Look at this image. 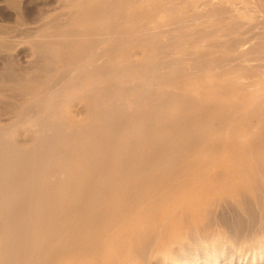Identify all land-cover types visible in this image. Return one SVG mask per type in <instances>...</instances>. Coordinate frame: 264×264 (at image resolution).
Instances as JSON below:
<instances>
[{
  "label": "bare ground",
  "instance_id": "1",
  "mask_svg": "<svg viewBox=\"0 0 264 264\" xmlns=\"http://www.w3.org/2000/svg\"><path fill=\"white\" fill-rule=\"evenodd\" d=\"M17 1L16 7L18 6ZM198 1L200 0H197V2ZM257 1L253 3V10L254 6L257 4ZM66 2L67 1H64V3ZM68 2V4L71 6V9L70 6L68 7L71 12H69L70 18L68 17V15H66L65 17L66 19L68 17V23L67 21H64L65 23H67V26L62 27L60 26V24L62 23H60L58 25L60 27L59 29L54 30V28L51 27L53 29L52 31L45 32L44 34L35 37L32 36L31 39L33 41L29 38L30 40H26L25 42L29 44V41H32L30 44L35 49V54L37 53L36 55L40 59L49 62L50 66H48L46 69H44L45 71H43L45 72V74L43 75L45 79L39 80L35 78V83L27 85L28 87H24V89L23 87H21L22 83L19 79L15 80V85L14 83H11V87H9L8 84H6L8 88L6 85V88L2 86V93L5 96L4 98H2V100H5L6 97L14 99L12 101L10 100L12 102L10 105L14 110H16V112L21 111L25 104H28L29 106L27 107L28 109L26 110L25 114H22L20 117L18 116L15 123H0V264H107L112 258H115V255L117 256L118 249L120 248L122 243H130L132 242V240L136 241L135 239H137V244H134L133 242V247L134 245H137L138 247L140 246L139 248H142L141 246L143 242L141 243V245H139L138 240L141 238L140 235L146 236V233H148L146 232L148 230L146 228L149 226V223H151V221L154 222L159 219V222L162 223L161 225H163L164 223H167L172 219L175 220L174 216L176 215L178 217L182 215L185 216V213H189V215H192L195 212L198 215V212H200L198 210L200 208L206 207L214 199L233 191L235 185L237 186L238 183H240L238 182V180L240 181L241 179L239 176L243 174L244 170L246 171L247 169V163L243 164L242 167H240L238 165L239 163L236 164L232 161L229 165V168L231 169L230 172L217 171L218 173H216V176L211 177V173L208 176L206 174L207 172L205 171L207 170V168H209L210 163L214 164L215 160H217L216 156L213 155L210 158L208 157V160L206 159L207 162L204 163L203 161L205 160V158L202 163L201 161L199 163H188L189 159H187V161L185 160L186 162L181 160V157L179 158L178 155H176V153L178 152L170 151V147L168 148L167 144L164 143L163 140L158 141V139H155L151 133V127H149L147 124L142 126L140 124V128L137 129L138 131H134L131 129L132 121L135 118L130 116V112H134V110H136V108L139 106L135 100L133 101L131 99L125 98L124 89L131 87L130 85H132L134 82L139 83L140 81L138 82L137 78L140 75H138V73H135V75L133 76L130 75L129 72H131L132 69L149 68L146 66L148 65L146 64V60L149 58L151 59L150 54L152 53L149 52L161 54L162 58L166 57L169 53H171V55L177 53L176 51L172 50L173 48L168 49L171 46H166L168 43L171 45L173 41L172 40L171 43L168 42L169 40L167 37L166 38L168 41L167 44L165 43L166 45L164 47V42H162V39L165 40V37L163 36V38L162 35L164 34L163 32H165V25H168L169 22L167 24L166 22H164L165 20L162 21V19L170 15V13L173 12L175 8H177L176 6L178 5L179 1L72 0V4H70V1ZM189 2H191V0H189ZM200 2L201 5L209 6L217 3L218 7L223 6L224 9L228 10L231 13V16L233 18L232 21H237V19H235L233 15H236L237 12V14H239L241 10H244V6H246L244 4H249L248 2H243L244 6L242 5L241 7V5L239 4L240 0H236L237 3H234L232 0H201ZM234 4L235 6L240 5V8L244 9L239 10L240 8L237 7L238 11H235L233 9ZM13 5H9V7H15V5ZM64 5L68 6L67 4ZM20 6L21 5H19L18 7ZM146 7L148 8L146 9ZM179 9L181 10V8ZM247 9H249V7H247ZM65 10H67V8ZM64 11L63 13L65 15L66 12ZM188 11L185 13L186 15ZM211 11L214 10L211 9ZM255 11H257L256 8ZM202 12L203 10H201L199 13ZM247 12L248 11L246 10V12L244 13L248 14L249 12ZM262 13H260V15H263ZM15 14V16H17V13ZM175 14L176 13H174V15ZM240 14V18L238 20L241 19V21L238 22L241 23L243 22V20L241 17L242 15L240 16ZM190 16V18H192V15ZM159 17L161 18V20H155ZM206 17H204L206 20L211 18L210 14L208 15L209 18ZM214 17L219 16L215 15L211 19L213 20ZM255 17L253 18L255 19ZM194 18L196 17L194 16ZM10 19L11 18H8V20ZM202 19L203 18L198 20L199 24L202 23L201 21H203L204 23L205 19ZM16 20L14 22H16ZM167 20H169V18H167ZM218 20L219 25H223L221 23V19L217 18V21ZM19 21L20 20H18V23ZM261 21L263 23V20ZM153 22H155V24ZM189 22L186 23L188 24ZM246 22H248V20ZM254 22L252 20V22L248 23V25H250L251 27H247L248 29H246L245 27V31L252 30V24H254ZM65 23H63L62 25H64ZM210 23L211 24L209 25L204 23L203 28H209L210 25L214 26L212 22ZM33 24V27L37 26H34ZM177 24L180 25V23ZM196 24L197 23H194L192 25L194 26ZM13 25L14 24H12L11 26ZM170 25L169 26L172 27V29L173 27H175L172 26V24ZM217 26L218 24L216 25V29L211 30L216 31L218 29ZM229 26L231 25H228V28H226L229 29ZM238 26L239 25H237V27L235 28L241 27L242 29L243 25L239 27ZM181 27L182 26L180 25V28ZM195 28V30L193 29L194 32L198 27L195 26ZM223 28L225 29V27ZM233 28L234 26L232 27V29ZM20 29L24 28L20 27ZM185 29L182 30L186 32ZM191 29L192 28H190V30ZM200 29L197 32H199ZM258 29H260V27ZM208 30L210 31V29ZM222 30L223 29L220 28L218 33H220V31ZM172 31L174 32V29L171 31L169 30V32ZM187 31L190 32L188 29ZM206 31L207 30H205V32H203L202 34L190 32L192 33L193 37L191 36L188 38L189 40L186 41V47L192 50V48L197 45L203 46V48L198 50L200 52L202 49H204V46H215V44H211L213 43L211 42V38L213 37V35H215V33L213 34L212 31ZM226 32H223V34ZM233 33L236 34L235 32ZM247 33L248 31H246V34ZM240 34L243 35L245 33L242 34L241 30ZM176 35L177 34H175L174 37H176ZM232 35L233 34H231L230 36ZM241 35L238 34V36ZM226 36H224V38ZM234 36L235 35H233V37ZM11 37H13V35ZM160 37H162V39H159ZM244 37L246 36H243V39L247 41V37ZM6 38V41H10V43L9 45H7V43L3 41V39V43L5 42L7 46L5 45L1 47L2 49L4 48V50H1L2 52H12L10 54L12 55L11 59L14 63L13 60H18L17 58L19 56V52L17 51L23 45V41L18 37H13L14 39L10 38L9 41V37ZM178 39H180V37H178ZM227 40H229V42L231 41L228 38ZM232 42H234V40ZM232 42L228 45L231 46L233 44ZM183 43L185 42L183 41ZM241 43L239 42L238 44L240 45ZM1 44L2 43H0V45ZM174 44L176 45L175 42ZM181 44L179 46H182ZM245 45L247 47V44ZM242 47H244V45ZM216 48L218 49V47L215 46V49ZM239 49L240 47H238V50ZM249 49H251V47ZM170 50L172 51L170 52ZM182 50L184 49L182 48ZM204 50V53H206L207 50ZM229 50H232V48ZM229 50L226 49V51ZM233 50L235 51V49ZM243 50L247 51L248 48ZM245 51L239 53L244 54ZM184 52H182V56ZM208 52L212 51L210 50L207 51V53ZM248 52H252V50L247 51V53ZM229 53H231L232 55L231 51ZM199 54L203 55V51ZM199 54L197 53L196 56ZM241 54H239L238 56L240 57ZM250 54H252V56L254 55V53ZM179 55L176 56H178L179 58ZM213 55H215V53ZM236 56L234 54V57ZM238 56L236 58H238ZM234 57L232 59H234ZM156 58L158 60V57ZM209 58L211 59V57ZM209 58L208 60H210ZM255 58L254 60L257 59ZM5 59L7 58L4 57L3 61ZM3 61L2 63H4ZM6 61L8 62L9 60ZM165 62L166 61L159 63L157 62L158 70H162L167 66L168 63ZM186 62H188V60ZM218 62H216L218 67V64L224 67L225 61L223 64L221 62ZM226 62H229V60ZM176 63L177 62H175V64ZM194 63L195 61L192 65H194ZM196 63L195 65H197ZM231 63L230 65H237V63L239 64L240 62H237L235 64ZM179 64L181 65V63ZM4 66L5 65H3V67ZM244 66L246 69V65ZM251 66L259 67V64L256 66ZM214 67L215 66H213V68ZM9 68L11 69V67ZM27 68L25 67L26 71ZM189 68L192 69L191 66ZM216 68L217 67H215L214 69ZM248 68H250L249 65ZM209 70L212 71V69ZM194 71L196 70H193V72ZM8 72L10 73V70ZM177 72L178 71H176V73ZM180 72L182 71L180 70ZM142 73H144L145 75V72ZM2 76L3 75H0V78ZM145 76L149 77V75L147 74ZM184 77L185 76H180L181 79H183ZM158 78V80H164V78ZM148 79H150V77ZM145 80L147 79H144V81ZM150 82L152 83V80ZM258 83L262 84V82L260 81ZM157 85L158 84H156V86ZM160 85L167 84H162L160 81V84L158 86ZM5 90L8 93L5 94ZM184 90H182V92ZM187 90L188 89H186L185 91ZM10 91L12 92V94L10 93ZM140 98L142 99V97ZM2 100L0 101V106L4 107V105H2V103H4ZM191 102H189L190 105L188 101L186 103L190 107H192L194 103ZM6 104L7 103L5 102V105ZM200 107H202V111L205 105L204 107L203 105H201ZM208 108L209 107L206 106V108L204 109L208 110ZM164 114H166V112ZM164 114H162V117H166V120H168L166 121L168 126V122L171 123V120L173 118H170L169 121V118H167L168 114L166 116H164ZM169 116L171 115L169 114ZM160 119L162 120V118ZM173 122L175 121L173 120ZM163 131L164 129H160L159 133L161 134ZM34 132L36 134V136L32 139V142H34V146L31 149H28L25 147V145L31 141V139H29V134ZM132 140L135 141V143L141 142L146 145L151 144V142H155L153 144L154 148L151 151L150 149L141 150V148H137L135 150L129 149L128 145ZM30 145L28 144V146ZM252 152H254V150ZM139 154H142V156L138 159L137 156H139ZM251 154L252 153L250 150L248 152V155L252 156ZM255 156L256 155H254V157ZM232 157L234 159V156ZM251 159H253V157ZM222 161L224 162V160ZM254 161H256V159H254ZM240 164H242V161ZM247 178L248 177L246 176V179ZM244 179H241V182ZM245 183L246 182H244L243 184L245 185ZM242 186L241 188L243 189ZM124 195L127 197L126 203L130 204L129 206L126 205L127 207L123 206L125 201H121L122 203H120V200L122 197H124ZM135 196V199L131 198L132 200H134L133 203H128V199L130 200V198L128 197ZM122 199L126 200L125 197ZM117 205L119 207H117ZM196 213L194 214V216H197ZM177 216L175 218H177ZM163 227H161L162 229H160L162 230L161 232H163L164 229L167 231L166 227ZM155 228H157V225L155 226ZM168 228H170V226H168ZM154 231L156 230L152 229V232L154 234H158L159 232L158 231L157 233H155ZM147 235L150 237L153 236L151 233ZM165 236L167 237L168 233L165 234ZM164 237H162L161 241L166 240V238L164 239ZM176 238L177 237H175V239ZM149 239H153V237H147V239L145 240L148 241ZM155 240L154 242H156ZM149 241L147 243L144 242V245H147L153 240H151L150 242ZM159 241L157 242L160 243ZM157 242L156 244L160 245ZM130 245L132 246V244ZM133 247L129 248L133 250ZM138 247L137 249L139 251ZM148 247H150V245ZM148 247H145L146 250L144 249V251L148 250V252H150L149 249H147ZM159 247L160 246H157V248ZM162 247H164V245ZM157 248L155 247L154 250ZM135 251L137 252L136 249ZM119 252L121 253V250ZM139 252V254L142 255V251ZM148 252L143 253L147 254ZM130 253L132 254V252ZM162 253H164V251ZM143 255L144 257L146 256L145 254ZM148 256L151 255L149 254ZM116 259H118V257ZM122 259L126 261V258ZM163 263L165 264V262ZM112 264H114V262H112Z\"/></svg>",
  "mask_w": 264,
  "mask_h": 264
},
{
  "label": "rangeland",
  "instance_id": "2",
  "mask_svg": "<svg viewBox=\"0 0 264 264\" xmlns=\"http://www.w3.org/2000/svg\"><path fill=\"white\" fill-rule=\"evenodd\" d=\"M16 1L17 0H14V1H12V0H8V1L7 0H0V41H1L0 43H2L1 44L2 46L0 45V58H2V59H0V68L2 67L0 70V75H3L0 78L1 79L0 80V86H1L0 87L1 88L0 93L3 92L2 86L6 88V86H7L6 84H8V86L11 87L10 84L14 83V85H15V80H17V79H19L21 81V83H22L21 87H23V89H24V87H28L27 85L34 84L36 79H39V80L45 79V77L43 76L45 74V72H43V71H45L44 69H46L50 65H49L48 61L46 62V60L44 61V60L40 59L36 55L37 53L35 54V52H34L35 49L30 44L33 41L31 39V37L42 35L45 32H50L53 30L52 28H54V30L59 29L60 27L58 25L60 23H62V24L65 23L64 21H67V23H68L67 19H68V17L70 18L69 12H71V10H70L71 6L68 4L69 3L68 1H70V4H72L71 3L72 0H62V1L61 0H57V1H55V0H48V1L47 0H43V1L42 0H19V1H17L18 2L17 5L18 6L21 5L20 6L21 8L18 6L16 7ZM64 1H67V2L64 3ZM177 1H179L181 3L178 2V5L176 6L177 8H175L173 10V12L176 14L174 15V13L171 12L170 15H168L162 19V21L165 20L164 22H166L167 24L169 22L168 25H165L166 26V27H164L165 32H163L164 34L162 35V37L163 36L165 37V40L162 39V37L159 38V39H162V42H164V47L167 44L168 40H169L168 42H170V43L173 40L176 43V45L172 41V43L174 45L172 43H171V45L168 43L166 46L167 47L171 46L168 49L173 48L172 50L176 51L177 53L172 54V55H171V53H169L166 57L162 58L161 54L149 52V53H152V54H150L151 59L149 58V59H147L148 61L146 60V64H148L146 66L149 68L132 69L131 72H129L130 75L134 76L135 73L136 74L138 73V75L141 76L140 77L137 75L138 76V78H137L138 82L140 81L139 82L140 86H139V83L134 82L132 85H130L131 87L124 89L125 90V94H124L125 98L131 99L133 101L135 100L139 106L136 108V110H134L135 113L133 111L130 112V110H129L130 116L135 118L132 121V124H131L132 128L131 129L134 131H138L137 129L140 128V124H141V126L147 124L149 127H151V133L155 139H158V141L163 140V142L167 144V147L168 148L170 147L169 148L170 151H175V152L177 151L179 153V154L176 153V155H178L179 158L181 157L180 158L181 160L187 161V159H189L188 163H190V162L191 163H193V162L199 163L200 161L202 163L204 158L206 160L208 157L210 158L213 155L216 156V159H217V160H215L216 163L215 162H214V164L210 163L209 168H207V170L205 171V172H207L206 174L208 176L211 173L212 174V175H210L211 177L216 176L217 175L216 173H218L220 171L221 172H224V171L230 172L231 169L229 168V165L232 161H233V163H236V164L239 163L238 165L240 167H242L243 164L247 163L246 165H247L248 170L247 169H246V171L244 170L243 174H241L239 176L241 179H244V178L245 179L242 180V182H241L240 178H239L240 181L238 180V182H240L242 184L244 182H246V183H245V185L243 184V186H242V184L238 183L239 186L235 185V187H234L235 190L237 188L236 191L233 189V191L227 193L226 195H223L221 197L214 199L206 207L200 208L198 210L200 212L197 211L199 213L198 215L195 212L197 216H194L195 213L192 215L191 214L189 215V213H185L184 214L185 216L182 215L179 217L176 215L177 218H175L176 216H174L175 220L172 219L171 221H169L170 223L167 222V223L163 224L164 227H166L167 231L164 229V231L161 232L162 230H160V229H162L161 227H163V225H161L162 223L159 222V219H157L154 222L151 221V223H149V226L146 228V229H148L146 231V232H148V233H146V236L144 235L145 236L144 237L143 235H140L141 238L140 237L139 238L141 239V241L138 238L139 239L138 240L139 245H141V243L143 242V244L141 246L142 248H139L140 246L138 247L137 245H134V247H133V242H134V244H137V239H135L136 241L132 240V242H130V243L129 242L122 243L120 248H119L121 250V253L119 252L120 250L118 249L117 256L115 255V258H112L113 260L111 259L109 261V263H107V264H112V262H114V264H116V263L120 264L121 262H122L121 264H136V263L137 264H161L163 262H165V264H172L173 262H174L173 264H176V263L177 264H216V263L217 264H264V85H263L264 84V82H263V80H264V28L263 27L264 26H262V25H264V19H263L264 13H262V12H264V6H263L264 0H263V2H262V0H260V1L256 0L257 4L255 3L256 5L254 6V10H253V3L256 1L250 0V1H252V2H250L249 0L248 1L242 0V2H241V0H240L241 3L239 2V4L241 5V7L244 4L243 2H248L250 4V5L248 4L249 6L247 4H244L247 7H249L250 11H249V9H247L246 6L243 5L244 8L249 12V13L247 12L248 14L244 13V12H246V10L244 8H240V5L235 6V4H234L233 9L235 11H238V8H240L239 10L244 9V10H241L239 12V14L241 13L240 16L242 15L241 17L243 20V22H241V23L238 22V21H241V19L238 20L240 18L239 14H237L238 12L236 13V15H233L234 18L237 19V21L236 20L232 21L233 18L231 16V13L228 10L224 9L223 6H222L223 9H222V7H218L217 3H215L214 5L208 6V5H201V2H200L201 0L198 2H197V0H191V2H189V0H177ZM232 1L234 3L236 2V0H232ZM188 2H189V5H188ZM8 3L11 6L15 3L14 4L15 7H13V8L11 6L9 7ZM52 3H54V4H52ZM64 4H67L68 6H65ZM184 4H186V5H184ZM257 5H259V6H257ZM69 6H70V9L68 8ZM205 6H207V7H205ZM211 6H214V7H211ZM178 7L181 8V10ZM193 7L195 8V10ZM66 8L68 11L65 10ZM147 8L148 7H146V9ZM210 8L214 11H211ZM255 8L257 11H255ZM184 9H185V11H184ZM199 9L203 10V12L199 13L201 11ZM186 10L187 11L189 10L191 14L188 11L189 15L187 13V15H188L187 16L185 14L187 12ZM63 11L66 12L65 15H64ZM242 11H243V13H242ZM252 12L253 13L256 12V13L253 14ZM15 13H17V16L19 19L17 18V16H15L16 15ZM213 13H214V15H213ZM260 13H262L263 15H260ZM199 14H201V15H199ZM207 14L208 15L210 14L211 18L215 15L216 16L218 15L220 18L214 17L213 20L210 18L211 21H210V19L206 20L204 17H206ZM251 14H252V16H251ZM256 14H257V16H256ZM66 15H68L67 19L65 18ZM190 15H192L193 19L190 18L191 17ZM193 15L196 18H194ZM196 15H198V16H196ZM208 15H207V17H208ZM183 16L186 18H184ZM235 16H237L238 18ZM255 16L257 17V20H256ZM177 17H178L179 22L177 21ZM227 17H229V18H227ZM253 17H255V19ZM8 18H11V19L8 20ZM15 18L20 20L19 23H18V20H16ZM167 18H169V20H167ZM201 18H203L202 20L205 19L204 23H206L207 25L211 24L210 22H212L214 24V26L210 25L209 28L205 27L206 29H204L203 28L204 27L203 21H201L202 23L200 22L201 24L198 23L199 22L198 20H200ZM217 18L221 19V21H222L221 23L223 25H219V20L217 21ZM28 19H29V21H28ZM186 19L189 21L192 20L191 21L192 23L187 21ZM195 19H196V22H195ZM244 19H245V22H244ZM260 19L263 20V23ZM15 20H16V22H14ZM33 20H35V21H33ZM155 20H161V18L159 17ZM247 20H248V22H246ZM252 20H253V22L255 21L254 24L251 23L252 24V30H246V31H248V33L246 34L245 27H246V29H248L247 27L250 26V25H248V23L252 22ZM31 21H33V22H31ZM69 21H70V19H69ZM215 21H216V23H215ZM235 21L238 23H236ZM186 22H189L190 25H189V23L187 24ZM31 23L32 24L35 23L33 25L34 26L37 25L38 27L37 26L33 27ZM67 23H65L64 25L60 24V26H62V27L67 26L66 25ZM153 23L155 24V22H153ZM173 23H174V25H173ZM177 23H180V25L182 27L180 28V25H178ZM194 23H197L198 25L196 24L193 26L192 24H194ZM12 24H14V25L11 26ZM170 24H172V26H175V27H173L174 32L173 31L169 32V30L170 31L173 30L172 27H170L171 26ZM217 24H218L217 27L219 30H220V28L223 29L222 31H220V33H218L219 32L218 29L216 31L211 30V29H216ZM224 24H226V25H224ZM235 24H237L239 26H241V25H243V26L245 25V26L244 27L242 26V29H241V27L235 28V27H237V25H235ZM1 25H4V26H1ZM19 25L21 28L23 27L25 30L20 29ZM228 25H231V26H229V29H227ZM195 26L198 28L194 32V30L196 29ZM199 26L201 27V29ZM212 26H213V28H212ZM233 26L235 29L234 28L232 29ZM27 27H29V28H27ZM169 27H170V29H169ZM223 27H225V29ZM259 27H260V29H258ZM175 28L177 29V31ZM190 28H192V29L190 30ZM182 29L183 30L185 29L187 33L185 31H183ZM187 29L190 32L198 33V34H202L203 32H205V30H207L206 32L212 31V33L213 34L215 33V35H213V37L211 38V42H213L211 44H215V46L218 47V49L217 48L215 49L214 45L211 47L204 46V49H206L207 51H210V50L212 51V52H208V53L206 51V53H204V51H205L204 49H202L200 52L198 51L201 48H203V46L197 45L198 47L195 46L194 48H192V50L190 48H187L186 47V41L189 40L188 39L189 37H191V36L193 37L192 33L188 32ZM199 29H200V31L197 32ZM208 29H210V31ZM226 29H227L228 33L226 32ZM236 29L237 30L240 29L239 30L240 32L242 30V34L243 33H245V34L241 35L240 32L237 31ZM243 29L245 32L243 31ZM223 32H226V33L223 34ZM233 32H235L237 35L234 34ZM255 32H256V34H255ZM260 32L263 34H261ZM33 33H35V34H33ZM172 33H173V36H172ZM174 33L177 34L176 37H174L175 36ZM184 33H185V35H184ZM257 33H258V35H257ZM231 34H233L235 36L234 37H233V35L230 36ZM238 34L241 35L242 37L238 36ZM253 34H254V36H253ZM12 35L14 38L18 37L19 39H21L23 41V43H22L23 45L17 51V52H19L18 53L19 56L17 59L19 60V58H20V60H19V62H18V60H13L14 63L12 62V59H11L12 55L10 54L12 52H8V51L2 52V50H4V48L3 49L1 48V47L6 45L5 42L7 43V45H9L10 38L14 39L13 37H11ZM221 35H222V37H221ZM226 35L229 36L230 38L227 37ZM247 35H249V36H247ZM224 36H226V37L224 38ZM243 36L247 37L246 40L248 42L245 41V39H243ZM6 37H9V39H8L9 42L6 41L7 40ZM166 37L168 38V40ZM178 37H180V39H178ZM246 37H244V38H246ZM29 38L32 41H29L30 42V43L28 42L29 44L25 43L26 40H30ZM227 38L230 39L231 41L229 42V40H227ZM239 38H241V39H239ZM232 39L234 40V42L235 41L236 42L235 43L232 42L233 41ZM2 40L5 42L3 43ZM224 40H225V42H224ZM237 40H239V41H237ZM183 41L185 43H183ZM217 42H218V44H217ZM222 42H224V43H222ZM231 42L233 43L231 45L232 47L228 45L229 43L231 44ZM239 42L240 43L242 42L241 43L242 45L240 44L241 46L238 44ZM181 43H183V44H181ZM243 43L247 44V47ZM180 44L182 46H179ZM223 45L224 46L227 45L228 47L227 46L224 47ZM243 45H244V47H242ZM249 46L251 47V49H249L250 48ZM238 47H240L239 50H238ZM245 47L248 48L247 51L252 50V52L247 53V51L243 50V49H246ZM176 48H178V49H176ZM182 48L184 50H182ZM231 48H232V50H229ZM226 49L229 51H226ZM233 49H235L236 52ZM151 50H153V49H151ZM172 50H170V52ZM190 50L192 52L193 51H195V52L192 53ZM221 50H222V52H221ZM184 51L187 53H185ZM202 51H203V55L199 54ZM217 51H219L220 53ZM230 51L232 52V55H231V53H229ZM243 51H245L244 54L242 53L243 55L241 53H239V52H243ZM182 52H184L183 56H182ZM190 53H192V54H190ZM195 53L196 54L198 53L199 55L196 56ZM212 53L213 54L215 53V55H213ZM233 53L235 54V56L238 53L241 55L239 57L238 56L239 54H238L237 55L238 58H236L237 56L234 57ZM250 53H254V55L252 56V54H250ZM204 54H207V55H204ZM176 55H179L180 59ZM191 55H192V57H191ZM152 56H153V59H152ZM215 56H217V57H215ZM232 56L234 57V59H232L233 58ZM246 56H247V60H246ZM4 57H6L7 59H5L3 61ZM156 57H158V60ZM169 57H171V58H169ZM209 57H211V59L212 58L213 59L215 58V59L211 60ZM253 57L254 58L256 57L257 59L255 58L256 60H254ZM198 58H199V60H198ZM204 58H205V60H204ZM208 58L210 60H208ZM168 59H169V61H168ZM6 60H9L8 61L9 63ZM151 60H152V62H151ZM187 60L190 64L188 62H186ZM218 60H219V62H218ZM228 60L230 63L232 62L231 64H233V63L235 64L237 62H240L243 65H241L240 63H239L240 66L238 63H237V65L236 64L230 65L229 62H226ZM2 61L4 63H2ZM164 61H166V62L168 61L167 66L162 70H158L157 64L159 62H164ZM194 61H195V63L197 62L196 63L197 65H195V63H194L195 66L192 65ZM224 61L226 64L224 63ZM233 61H235V62H233ZM175 62H177V63L175 64ZM178 62L181 63V65ZM198 62H200V63H198ZM216 62H218V63L221 62L222 64L224 63V67L221 66L220 64H218L220 67L219 68L217 66ZM149 63L151 64V66ZM250 63H251V65H254V66L259 64V67L258 66L253 67L250 65ZM187 64H188V66H187ZM3 65H5V66L3 67ZM189 65L191 66L192 69L189 68L190 67ZM244 65H246V67H247L246 69H245ZM248 65L250 68H248ZM27 66H28V68H27ZM196 66L198 67V69ZM213 66H215L217 68L214 69L215 67L213 68ZM9 67H11V69ZM25 67L27 68V71H26ZM240 67H243V68H240ZM168 68H170V69H168ZM202 68H204V69H202ZM209 69H212V71ZM9 70H10V73L8 72ZM156 70H158V71H156ZM180 70L182 72H180ZM193 70H196V71L193 72ZM151 71H152V73H151ZM176 71H178L179 73L178 72L176 73ZM36 72H37V74H36ZM142 72H145V75L146 74L149 75L150 79H148L149 77H146L144 75V73H142ZM146 72L150 73L151 75L146 73ZM40 76H42V77H40ZM180 76L181 77L185 76L184 78H186V79H184V78L181 79ZM158 77L164 78V80H161V79L158 80L159 79ZM29 78L32 80H30ZM144 79H147V80L144 81ZM7 80H8V82H7ZM149 80L150 81L152 80V83ZM9 81H11V82H9ZM160 81L162 84L166 83L167 85L158 86L160 84ZM259 81L262 82V84L258 83ZM156 84H158V85L156 86ZM14 85H12V86H14ZM174 85H176L177 87ZM183 85H184V87H183ZM8 86H7V88H8ZM136 86H139V87H136ZM179 86H181V87H179ZM184 88H185V90L186 89H188V90L185 91ZM158 89H160V90H158ZM177 90L181 93H179ZM182 90H184V91L182 92ZM175 92H177V93H175ZM6 93H8V92L5 90V94ZM10 93L12 94L11 91H10ZM13 95H14V93H13ZM4 97L5 96L3 95V93L0 94V101ZM140 97H142V99ZM5 100H2L4 102V103H2V105H4V107L0 106V123L1 124H13L16 122V119L18 118V116L20 117L22 114H25L26 110L28 109L27 107L29 105L25 104L21 111L16 112V110H14L10 105L12 103L11 101L14 99H10V98L6 97ZM187 101H188V103L191 101H192L191 103H194L193 105L191 104L192 107L189 106L190 103H189V105L186 103ZM5 102L7 103L6 105H5ZM195 103H196V105H195ZM201 105H203V107L205 105L204 108H206V106H208L209 107L208 110L203 108V110L201 111V108H202V107H200ZM9 107H11V108H9ZM186 107H190V108H186ZM169 109H170V111H169ZM165 110H167V111H165ZM13 112H15V113H13ZM165 112H166V114H164ZM16 114H18V115H16ZM162 114H164V116H166L168 114L167 118H169V121H170V118H173L171 120V123L168 122V124L170 126L169 125L167 126L166 121H168V120H166V117H162ZM169 114L171 116H169ZM160 118H162V120ZM164 118H165V120H164ZM173 120L175 122H173ZM122 122H124V121H122ZM117 126H120V125H117ZM165 127H167V128H165ZM160 129H164V131L161 134L159 133ZM165 129H166V131H165ZM252 129H254V130H252ZM34 131H35V129H34ZM215 132H217V133H215ZM31 134H29L30 138L28 137L29 139H31V141H30L31 143L29 142L28 144L29 145L32 143L33 144L30 146H28V144H26L25 147L28 149H31L34 146V142H32V139L36 136V134H35V132L31 133ZM153 136H152V138H153ZM154 143L151 142V144L146 145V144H143L141 142L135 143V141L132 140L129 142L128 146H129V149H133V150H135L137 148H141V150L150 149V151H151L154 148V146H153ZM250 145H251V147H250ZM250 150H251L252 156L248 155V152ZM253 150H254V152H252ZM231 155L234 156V159ZM254 155H256V156L254 157ZM141 156H142V154L141 155L139 154V156H137L138 159L141 158ZM218 157H219V159H218ZM252 157H253V159H251ZM193 159H194V161H193ZM254 159H256V161H254ZM205 160L203 161V163L207 162L208 159L206 161ZM222 160H224V162ZM238 161H240V162H238ZM241 161H242V164H240ZM251 162H252V164H251ZM211 164H213V165H211ZM219 165H222V166H219ZM212 167H213V169H212ZM221 168H222V170H221ZM246 176L248 177L247 179H246ZM241 186L243 187V189L241 188ZM239 187H240V189H239ZM124 197L126 200L122 199ZM124 197H122L120 200V203L125 201L124 205L123 204H121V205H123L124 207L126 205L129 206L130 204L126 203L127 197L125 195H124ZM128 198H130V200L128 199V203H133L134 200H132V199H135L136 196L135 197H128ZM117 207H119V206L117 205ZM188 215L191 217H189ZM178 218H179V220L181 218V220L179 221ZM172 221H174V222H172ZM156 225H157V228H155ZM168 226H170V228H168ZM152 229L156 230V231H154L155 233H157L159 231L158 234H154L152 232ZM168 229H169V231H168ZM165 231L168 233L169 237L165 236V234H167ZM150 233L152 235L154 234L157 238L154 235L151 237L147 235ZM159 234H161V235H159ZM158 235L160 236V238ZM143 237H144V239H143ZM147 237L148 238L153 237V239H149L150 241L151 240H153V241L150 242L148 240L150 243H148L147 245H144L145 243L148 242L147 240H145V239H147ZM162 237H164V239L166 238L167 242H166V240L161 241ZM175 237H177V238L175 239ZM178 237H179V239H178ZM155 238H156V240H155ZM158 238L160 241L158 240ZM154 240L156 242L159 241L160 243H158V242L157 243L160 245H157L156 242H154ZM151 243H153V244H151ZM130 244H132V246ZM162 244L164 245V247H162L163 246ZM149 245H150V247H148ZM156 245L160 246V247L157 248ZM136 246L139 248V251H142V255L139 254L140 252L138 251ZM129 247H131V248L133 247V250ZM145 247H148L147 249H149L150 252H148V250L144 251V249L146 250ZM151 247L152 248L156 247L157 249L154 250V248L152 249ZM122 249H124V250H122ZM135 249L137 250V252L135 251ZM163 251L166 255L169 253L167 255L168 257L164 253H162ZM130 252H132V254ZM143 252H148V253L146 254ZM159 253H160V255H159ZM129 254H131V255H129ZM143 254H145L146 256L144 257ZM149 254L151 256H148ZM191 254H192V256L194 255L193 257H195V258H193L191 256ZM134 255H136V256H134ZM138 255H140V256H138ZM117 257H118V259H116ZM142 257H144V258H142ZM122 258H126V261ZM128 258H130V259H128ZM160 260H161V262H160ZM156 262H158V263H156Z\"/></svg>",
  "mask_w": 264,
  "mask_h": 264
}]
</instances>
